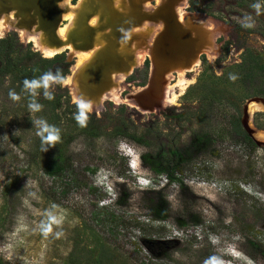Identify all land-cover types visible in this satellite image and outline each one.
<instances>
[{"label":"rangeland","instance_id":"obj_1","mask_svg":"<svg viewBox=\"0 0 264 264\" xmlns=\"http://www.w3.org/2000/svg\"><path fill=\"white\" fill-rule=\"evenodd\" d=\"M85 1L70 0L66 9L56 1L64 24L59 29L70 23L65 12L77 18ZM177 1L179 23L189 22L201 39L200 64L192 72L190 65L157 60L155 42L163 24L146 22L131 31L130 48L116 45L129 66L135 57L138 66L124 79L126 69L111 73L108 93L105 78L101 93L83 96L94 103L89 110L73 100L71 87L77 88L75 76L99 47L83 65L70 49L58 54L72 64L62 84L71 107L63 111L68 119L77 121L79 115L83 121L79 128L69 122L75 166L60 176L42 171L53 153L52 141L39 144L44 127L39 122L48 124V116L29 109L16 77L0 74V264H264V140L256 138L264 134L257 127L264 125V111L250 120L258 147L232 129L234 121L242 124L247 101L261 97L257 91L264 87V75L246 82L245 72L236 68L245 51L264 65V0ZM163 2L150 0L144 7L152 10ZM8 14L0 11L10 22ZM7 38L22 58L28 50L35 54L21 61L27 67L38 57L57 56L22 41L14 29L0 30V71ZM155 60L163 68L156 75ZM55 85L50 82L48 90ZM10 92L19 99L12 100ZM204 134L214 135L212 145L189 158L184 173L169 178L143 166L142 155L164 157ZM162 200L170 211L154 222L152 209Z\"/></svg>","mask_w":264,"mask_h":264},{"label":"water","instance_id":"obj_2","mask_svg":"<svg viewBox=\"0 0 264 264\" xmlns=\"http://www.w3.org/2000/svg\"><path fill=\"white\" fill-rule=\"evenodd\" d=\"M1 1L3 0H0V2ZM147 1L150 2V0H125V3L127 4L126 9L124 11H119L114 8L113 0H87L77 12L78 20L73 29H71L67 35L65 41L57 34V30L60 26L64 25L60 22L57 12L54 17L55 21L52 22L40 21L31 25H17L22 29H31V27L36 26L40 31L46 34V39L51 47L62 45H64L63 47H67L70 45L73 50L81 52H86L93 48L96 39L100 37L103 46L99 47L96 51L94 64L91 62L90 65L83 67L80 73L75 76V78H79L75 83L78 85L77 89H79L78 91H80L79 93H81V96L94 97V95L87 93L84 88L87 83L86 79L88 77L91 79H97V76L99 75L102 77L105 76V78H107V87L104 91L108 93L113 85V79L111 77L113 70H111L110 67H114L118 72L124 71L125 68L128 67L125 57L121 54L117 55L118 52L113 43L116 42L118 45L122 44L130 48L132 38L131 31L136 27L142 26L146 22L161 23L164 25L163 32L155 42L154 54L157 57V60L173 62L172 64L176 67L183 68L191 65V63L197 59L201 39L197 33H195V29L192 28V25H189V22L186 27L179 23L176 12L178 1L164 0L160 6L157 5L152 10H146L144 3ZM108 2H110L109 5ZM12 11L15 12V17L17 18H25L30 15L29 9L26 7L14 8V10L5 12ZM36 15L39 19H42L44 16L40 13H36ZM94 15H98L99 24L92 27L88 24V19ZM114 30L118 33H115ZM166 35H170V38L173 35V37L165 47L163 43L165 42L164 38ZM129 52H131L130 49ZM113 58L114 60L111 61ZM105 59H109L107 65L109 67H105L102 72L100 69L99 72L94 73L95 66L98 64V66L102 68L100 63ZM254 104L261 105L264 111V98L257 97L247 101L244 106L242 125L249 136L259 145L260 142L255 139V130L250 126V120L252 117L251 107Z\"/></svg>","mask_w":264,"mask_h":264},{"label":"trees","instance_id":"obj_3","mask_svg":"<svg viewBox=\"0 0 264 264\" xmlns=\"http://www.w3.org/2000/svg\"><path fill=\"white\" fill-rule=\"evenodd\" d=\"M27 53L31 56H35V54L31 53L29 50ZM28 54L22 58L18 53L13 39H3V66L0 74L3 75V78L7 77L8 75H13L16 77L19 80L18 83L20 85V92L25 94V99L29 103L35 102L41 105L37 112L41 114V116H48L47 125L58 130L59 138L52 141V157L42 169L44 174L50 177H57L64 172L72 171L75 166V161L69 153L71 135L70 133L68 134L66 130L72 127L71 124H78L76 126L78 128L80 125L78 121L68 119V113H66L65 110L63 111V108L69 109L71 104L68 93H63L62 88L63 82L70 74L72 64L67 61L65 55H57L53 59L38 57V63H35L31 67H27L22 65L21 61L28 60ZM236 68L245 72L243 79H245L246 82L253 80L254 77L257 79L258 75H264V65L261 58L258 56H253L250 51H245V57L243 58L242 63L237 65ZM45 73H52L53 75L58 74L61 78L59 82H55L56 85L54 86V90H48L53 98L51 100L47 99L43 94L44 89L37 90L39 92L38 97H31L24 89V81L33 79L38 80ZM256 96H261L264 98V87L257 91ZM201 110L203 111V108H201ZM257 127L264 129V125H257ZM232 129L238 137L243 139V141L249 143L253 147H258L257 142L249 136L239 120H236L232 123ZM49 135L50 133L43 131L39 137V144L42 145V143L45 142L44 138ZM213 140V134H204L200 137H196L187 148L167 151L166 156L164 157L159 156L157 158H153L150 154H144L141 156L142 164L144 167H149L155 173H165L169 178L174 173L182 174L185 172L184 167L189 161V158H191L193 155L204 153V151H206L207 148L212 145ZM152 210L154 222L164 221L166 215L163 216L162 213L164 212L167 214V212L170 211L169 205L165 200H162L160 205L158 207H153ZM147 245L154 246L157 245V242L147 241ZM253 246L257 245L253 244Z\"/></svg>","mask_w":264,"mask_h":264},{"label":"bare ground","instance_id":"obj_4","mask_svg":"<svg viewBox=\"0 0 264 264\" xmlns=\"http://www.w3.org/2000/svg\"><path fill=\"white\" fill-rule=\"evenodd\" d=\"M87 1V0H86ZM86 1L84 2V3H86ZM90 1V0H89ZM101 1H103V0H101ZM69 2H70V0H61V5L62 6H64V9H66L68 6H69ZM113 2H114V0H113ZM121 3V2H120ZM119 3V4H120ZM110 4V2H108V5ZM80 6V5H79ZM82 6V5H81ZM113 6H114V4H113ZM114 8H116V9H118L119 11H124L125 9H126V5H124L123 4V7L122 8H117V7H115L114 6ZM72 9V8H71ZM80 9H81V7H80ZM44 10H46V9H44ZM43 10V11H44ZM77 10V9H76ZM78 11V10H77ZM45 12V11H44ZM57 13H59V11L57 12ZM3 15V14H2ZM58 15V14H57ZM75 15H76V13L75 12H72V11H68V12H65V15H64V18L63 19H65V21H69L70 23H73L74 22V24H68V25H66L65 27H63V28H61V29H58L57 31H58V35L61 37V39H63L64 41L66 40V37H67V35L69 34V32L71 31V29H73V27L75 26V24H76V22H77V20H78V16H77V18L75 17ZM8 19H9V21L10 22H8V21H6V17L5 16H0V30H3V31H8V30H12V29H14V30H16L17 32H18V34H19V36H20V38L22 39V41H26V42H31V43H34L35 45H36V47L40 50V52H42V53H44V54H46V55H48V56H53V55H55V54H58V53H60V52H62V51H64V50H66V49H70L71 50V52L72 53H74V54H76L77 55V57L79 56V57H81V60L83 61L81 64L83 65L84 63H85V61H87L88 60V58L89 57H91V54H93V52H94V50L95 49H97L98 47H101V46H103V42L101 41V39H100V37H98L97 39H96V41H95V46H93V48H91L90 50H88V51H90V52H81V51H75V50H73L72 48H71V46L69 45V46H67V47H63L64 45H62V46H58V47H51L49 44H48V41H47V39H46V34L44 33V32H42V31H40L37 27H33V28H31V29H22V28H19L18 27V25H17V22L16 23H14V24H12L11 22L15 19L16 21H17V17H15V12H9V14H8ZM35 19V18H34ZM53 19H55V18H53ZM75 19V20H74ZM92 19V20H91ZM90 20V21H89ZM27 21V20H26ZM35 21H37V19L35 20ZM88 21L90 22H88V24H90V25H92L93 23L95 24V26H97L99 23H98V21H99V19H98V15H94L93 17H91L90 19H88ZM33 22V21H32ZM181 22V21H180ZM94 24L92 25V27H94ZM199 24L200 25H202L203 24V20H200L199 21ZM158 25V24H157ZM146 26V25H145ZM162 27V26H161ZM163 30H164V25H163ZM114 32L115 33H118L116 30H114ZM163 32V31H162ZM161 32V33H162ZM160 33V34H161ZM159 34V35H160ZM170 35H166L165 36V38H164V43H163V45L166 47V45H168L169 43V41L170 40H172V37H173V35L171 36V38L169 37ZM159 37V36H158ZM157 40H158V38H157ZM172 43V42H171ZM115 46L117 45V43L116 42H114L113 43ZM128 48V47H127ZM94 49V50H93ZM96 53V52H95ZM75 55V56H76ZM118 55H119V53H118ZM125 55V54H124ZM123 54H122V56L123 57H125V59H127L128 57L125 55L124 56ZM94 56L95 55H93V60L91 61V62H93V64H94ZM90 59V58H89ZM99 59L101 60V58L99 57ZM132 58H130V60H131ZM114 60V58L113 59H111V61H113ZM108 61H109V59H105V60H102L101 61V67L102 68H100L99 66H98V64H97V66H95V71H94V73H97V72H99L100 71V69H101V72H102V70L105 68V67H109V66H107L108 65ZM128 63V62H127ZM138 59L135 57L134 58V61H132V63H130V66L128 65V67H126L125 69V71L122 73V71L121 72H118V71H116L115 69H114V67H110V69L111 70H113L112 71V74H120V73H122V75H121V79H124L125 77H127V76H129V74H131V72L133 71V68H135V67H137L138 66ZM160 62H158L157 60H155V65H154V68L152 69V72H153V74H160V73H162L163 72V68L161 67V64H159ZM199 64H200V61H199V59L197 58L191 65H190V67H189V70L187 71V72H192V68H193V70H194V68H196V67H198L199 66ZM89 65H90V63H89ZM86 66H88L87 64L85 65V67ZM114 71H116V72H114ZM179 71V73L181 74V75H183V71L181 72V70H178ZM98 79V80H97ZM97 79H91V78H87L86 79V87H84L85 89H86V91H87V93H89L90 95H95L97 92H99L100 91V88L104 85V83H105V76L104 77H102V76H97ZM120 79V78H119ZM79 80V78H77V81ZM88 82H90V83H88ZM72 85H74V83L72 84ZM76 87V86H75ZM75 87H71V89H73V92H71L72 93V97H73V100L75 101V102H77V103H80L81 105H83L84 106V108H86V109H89V108H91L93 105H94V103H92V102H89V101H87L83 96H81V93H79V91L77 92L76 90H78L77 88H75ZM77 87H78V85H77ZM172 85L171 86H168V87H166V91H165V98L167 99V100H169L170 99V92L172 91ZM99 93H101V92H99ZM103 93V92H102ZM101 96V95H100ZM101 101H103V98H101L100 99ZM173 100V99H172ZM172 100H170V101H172ZM90 110V109H89ZM256 111H263V107L261 106V105H259V104H254L252 107H251V115L254 113V112H256ZM258 133V132H257ZM256 138H259L260 140H264V134L262 135V134H260V133H258L257 135H256Z\"/></svg>","mask_w":264,"mask_h":264},{"label":"flooded vegetation","instance_id":"obj_5","mask_svg":"<svg viewBox=\"0 0 264 264\" xmlns=\"http://www.w3.org/2000/svg\"><path fill=\"white\" fill-rule=\"evenodd\" d=\"M57 0H3L0 2V10L3 12L14 10V8L26 7L29 9V16L25 18L14 19L15 23L20 25H31L35 22H52L58 12L56 2ZM46 9V10H44ZM45 12H44V11ZM36 13L44 15L42 19L37 17ZM35 18V19H34ZM37 19V21H35ZM27 20V21H26ZM33 21V22H32Z\"/></svg>","mask_w":264,"mask_h":264},{"label":"clouds","instance_id":"obj_6","mask_svg":"<svg viewBox=\"0 0 264 264\" xmlns=\"http://www.w3.org/2000/svg\"><path fill=\"white\" fill-rule=\"evenodd\" d=\"M253 7L256 8L257 13L259 14L260 4H255ZM60 79L61 78L59 77L58 74L53 75L52 73H45L38 80L37 79L25 80L24 81V89H25V91H27L29 93V95L31 97H36L39 95V92L37 91L38 89H44L43 94L45 95V97L47 99L51 100L53 97L48 92L50 82H59ZM9 96L14 101L19 99V97L14 92H10ZM40 107H41V105H39L38 103H35V102L29 103V109L30 110L38 111L40 109ZM76 119L79 123H81V124L83 123V121L81 120L79 115L76 117ZM39 123L44 124V127H43L44 132L50 133L49 136L44 138L45 142L51 143V141L59 138L57 129H55L51 126H48L43 121H40ZM45 151H47V149H45Z\"/></svg>","mask_w":264,"mask_h":264}]
</instances>
